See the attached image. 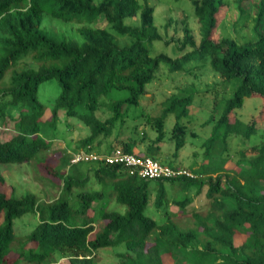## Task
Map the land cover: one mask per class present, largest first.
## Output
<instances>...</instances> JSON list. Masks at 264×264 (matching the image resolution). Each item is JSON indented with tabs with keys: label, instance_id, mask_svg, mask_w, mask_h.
<instances>
[{
	"label": "trees",
	"instance_id": "obj_1",
	"mask_svg": "<svg viewBox=\"0 0 264 264\" xmlns=\"http://www.w3.org/2000/svg\"><path fill=\"white\" fill-rule=\"evenodd\" d=\"M235 1L241 14L244 3L251 2ZM190 2L201 24V41L196 45L190 27L184 24L182 38L173 40L180 54L172 56L150 51L149 43L162 36L154 22V6L148 2L0 0V123L7 118L17 124L14 135L0 139V162L30 160L51 145L41 135L39 119L45 107L37 97L39 84L47 79L56 78L60 86L50 122L55 124L58 110L63 109L88 130L73 150L89 146L108 151L116 145L108 140L114 134L124 150L135 151L136 146L144 145L145 151L137 152L157 159L164 152L163 142L166 147L171 145L176 155L185 145L187 133L194 134L181 121L189 112L192 92L170 94L156 115L139 113L155 131L154 136L138 131L136 123L129 128L128 118L136 116L130 108L140 103L146 84L156 76L161 63L170 70H183V61L199 51L209 56L210 65L222 78L221 85L238 80L203 141L207 160L188 166L192 175L149 178L119 163L90 162L94 165L84 169L81 162H70L69 152L62 158L66 171L60 175L59 193L51 200H42L31 191L15 197L0 186V264L8 261L13 250L17 256L9 264H50L55 262L56 253L66 252L71 264H98L95 254L100 247L121 242L126 247L117 253L121 264H166L162 258L165 253L172 257L171 264H264V135L252 145L254 154L247 156L244 148H239L233 164H226L233 160L229 137L248 138L256 131L254 120H231L229 113L240 107L246 96L255 94L262 96L264 107V33L258 30L264 23V0L255 4L252 30L257 37L244 41L212 35L224 0ZM45 12L74 24L79 37L50 29L44 23ZM138 12V19L124 21ZM99 18H103V25L97 24ZM9 68L5 82L2 78ZM98 110L107 115L99 116ZM170 115L174 121L167 130ZM126 127L129 134L121 138ZM90 170L103 187L111 185L108 200L113 196L125 204L124 212L106 208L105 189L85 187ZM151 179L157 180L153 200L156 218L145 212L153 190ZM2 181L0 174V185ZM165 181L183 194L170 196ZM204 187V204L188 207ZM73 197L77 199L74 208L70 204ZM170 203L190 214V223L175 221ZM26 212L36 215L38 222L20 240L13 220ZM97 218L104 220L102 229L90 237ZM237 233H244L240 244L234 240Z\"/></svg>",
	"mask_w": 264,
	"mask_h": 264
},
{
	"label": "rangeland",
	"instance_id": "obj_2",
	"mask_svg": "<svg viewBox=\"0 0 264 264\" xmlns=\"http://www.w3.org/2000/svg\"><path fill=\"white\" fill-rule=\"evenodd\" d=\"M140 2H148L154 6V22L157 25L162 38L153 40L149 43L151 53L155 54L159 51H164L172 56L180 54L178 48L174 44V38H182L183 25L187 24L190 27L191 33L194 35L195 44L198 45L202 38L201 24L193 11V5L190 0H139ZM258 0H251L243 5L244 12L240 13L235 0H224L217 12V25L213 32V37L218 38L222 36L234 37L239 41L248 39H255L257 33L252 30L253 18L255 16V4ZM139 18V12L135 16H127L124 18L125 22H131ZM264 22V21H263ZM44 23L50 29L62 30L68 36L79 35L76 32L75 25L61 21L57 18H52L46 12L44 13ZM98 25H103V18H99ZM259 31L264 33V23L259 27ZM165 39L170 41L165 43ZM27 61V59H25ZM32 65L34 63L31 62ZM183 70H170L165 63H161L160 69L156 76L146 84L145 93L140 98V103L137 106H131V115L135 117L128 118L127 123L132 126L137 124L138 131L145 130L149 135L154 136L155 131L150 127L144 118L139 116L141 111L156 115L159 113L162 101H164L170 94H183L192 92V100L188 105L189 112L181 117V121L187 124L188 129L194 134L187 133L185 145L181 147L176 155L172 153L164 144V153L158 155L161 162L169 164H178L179 166L188 169V166L196 167L202 161L207 160L204 157L203 141L210 134L212 126L216 118L221 114L227 98L232 95L235 85L238 80H232L228 86L220 84L221 76L215 71L209 62V56L202 55L201 52L195 51L188 60L183 61ZM11 73V68L7 69L3 81L8 82ZM60 92V86L56 78L47 79L39 84L37 90L38 99L44 104L45 111L39 123L41 124V135L47 140L51 141L49 148L37 152L35 156L27 161L21 162H0V174L3 177L1 188L7 193L15 197H20L26 192H34L38 198L42 200H51L57 196L60 189L61 177L60 175L66 171V166L62 164V158L76 147L77 139L85 135L88 130L81 121L69 117L63 109L58 110V118L55 124L50 122L51 108L55 98ZM17 113L14 112V115ZM97 114L101 117L107 115L106 111L98 110ZM230 119L238 118L243 122H256V131L248 138L241 135H235L232 139L229 137L230 152L233 160H228L227 165H232L235 158L238 157V149L244 148L245 155L250 156L255 153L252 145L259 143L264 135V107L261 95H250L244 98V102L240 107L235 108L229 113ZM212 117V118H211ZM206 120H208L206 122ZM210 120V121H209ZM174 121V116L170 115L167 118L166 129L168 130ZM129 128L124 129L122 137L129 134ZM17 124L14 119H5L0 123V139L5 140L16 133ZM108 140L112 144H117L114 134L109 136ZM222 143H220L221 145ZM121 146V145H120ZM137 147V148H136ZM135 151H145L144 145L136 146ZM222 147V146H221ZM165 151H169L165 153ZM221 149L219 150V152ZM218 152V153H219ZM172 153V154H171ZM216 159L218 157H215ZM210 159V158H208ZM94 165L90 162H81L79 166L84 169ZM88 179L85 182V187L95 189H105V197L107 191H110V184L104 185L97 181L94 177L93 171H88ZM157 180L151 179L150 187L153 188L149 196L148 205L145 212L150 216L156 218L157 209L153 203L156 193ZM167 193L170 196H179L183 194L180 189L169 181H165ZM75 190V189H74ZM205 187L202 192L195 195L188 207H201L205 202ZM70 201L74 208L77 199ZM104 201L106 208L115 209L120 212L126 210V205L118 202L115 197L111 196ZM171 209L176 214L172 216L175 221L180 224L190 223L188 215L185 214L178 205L174 203L169 204ZM88 213L91 215L93 209L90 208ZM1 220V217H0ZM38 218L31 212H26L13 220V226L17 239L22 240L24 236L35 226ZM104 220L97 218L94 221V229L89 236L92 237L96 232L102 229ZM244 238V233L235 234V243L240 244ZM17 244V241L15 242ZM28 242L27 244H30ZM126 249L124 243H118L111 246L100 247L96 251V258L98 264H121L118 252ZM70 253H56L55 262L50 264H71ZM17 256L13 250L8 253L9 264L11 260ZM163 261L166 264L173 262L172 257L165 253L163 254ZM19 264H22L21 262Z\"/></svg>",
	"mask_w": 264,
	"mask_h": 264
},
{
	"label": "built area",
	"instance_id": "obj_3",
	"mask_svg": "<svg viewBox=\"0 0 264 264\" xmlns=\"http://www.w3.org/2000/svg\"><path fill=\"white\" fill-rule=\"evenodd\" d=\"M70 162L119 163L128 167L131 172L149 178L192 175V172L185 167L161 162L149 154L126 151L120 145H115L108 151H96L89 146L77 148L70 151Z\"/></svg>",
	"mask_w": 264,
	"mask_h": 264
},
{
	"label": "crops",
	"instance_id": "obj_4",
	"mask_svg": "<svg viewBox=\"0 0 264 264\" xmlns=\"http://www.w3.org/2000/svg\"><path fill=\"white\" fill-rule=\"evenodd\" d=\"M163 146H164V144H162V149H163ZM165 146H166V145H165ZM136 148H137V147H136ZM136 148H135V149H136ZM168 148L171 149L172 146L170 145V146H168ZM139 152H140V151H139ZM162 153H164V152H162ZM171 154H172V153H171Z\"/></svg>",
	"mask_w": 264,
	"mask_h": 264
}]
</instances>
